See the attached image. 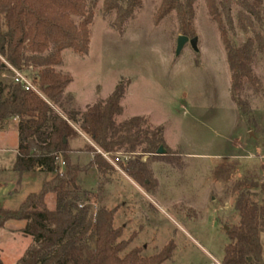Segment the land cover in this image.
<instances>
[{"label":"rangeland","instance_id":"obj_1","mask_svg":"<svg viewBox=\"0 0 264 264\" xmlns=\"http://www.w3.org/2000/svg\"><path fill=\"white\" fill-rule=\"evenodd\" d=\"M96 1L87 56L64 51L63 65L56 70L73 77L72 90L82 94V103L88 105L103 103L120 79H129L116 122L144 116L150 125L163 126L164 142L180 157L181 165L134 154L129 163L139 161L151 172L149 188L129 177V163L121 172L115 169L105 183L98 181L92 168L77 180L80 189L88 192L80 194L78 203L88 208L89 215L101 207L114 209L113 228L122 229L119 240H131L126 251L143 248L142 255L148 257L172 242V257L164 264H222L226 231L239 224L234 209L239 192L233 187L245 180L258 185L264 180V52L252 68L260 91L249 87L243 91L255 123L251 124L230 99L226 52L204 0L194 4L197 51L189 43L178 50L177 38L182 34L176 12L155 24L161 0H141L122 28L115 25V14L103 11V0ZM262 10L263 23L255 25V31L264 38V0ZM237 11L232 8L229 38L241 46L249 34L239 28ZM77 108L84 111L86 106ZM83 142L81 137L71 143L77 150L70 155L71 162L80 166L92 157L79 151ZM16 145L15 125L0 131V205L11 210L51 178L47 173L18 177L11 169ZM241 191H249L250 199L261 205L259 189L245 186ZM46 205L54 208V195L46 196ZM23 224L9 221L0 228V264H16L32 243L18 230ZM262 243L264 264V235Z\"/></svg>","mask_w":264,"mask_h":264},{"label":"trees","instance_id":"obj_2","mask_svg":"<svg viewBox=\"0 0 264 264\" xmlns=\"http://www.w3.org/2000/svg\"><path fill=\"white\" fill-rule=\"evenodd\" d=\"M204 1L226 52L230 99L241 117L255 124L243 91L245 87L255 92L261 89L252 68L257 55L264 52V38L255 31V25L263 23V0ZM195 2L161 0L155 24L176 12L181 34L189 39L195 37ZM96 3L0 0V58L16 70L29 72L44 97L0 78V129L12 119L18 121L17 149L11 169L18 177L36 169L51 175L38 193L28 194L16 209L0 205V228L9 221L24 222L21 233L32 239L16 264H164L172 257V242L148 257L142 255L143 248L126 251L131 240H119L122 229L113 228L115 210L101 207L89 215L88 208L78 203L80 194L88 195L77 184L81 174L94 168L98 181L105 183L115 172L99 152L163 157L170 165H181L180 157L164 142L163 126L150 125L144 116L116 122L122 114L120 103L130 85L129 79H120L103 103L87 105L84 111L66 92L72 78L56 68L63 65L64 51L87 56ZM140 5L141 0H103V11L115 14V25L122 28ZM233 7L238 8L239 28L249 34L241 46L234 45L229 38L233 31ZM5 71L7 68L0 60V75ZM81 137L84 142L79 151L92 156L84 166L72 163L70 158L77 151L71 143ZM160 147L163 155H157ZM58 159L63 163L62 169ZM126 172L138 185L151 186V172L145 164L130 162ZM245 186L259 189L263 196L261 205L250 199L249 191H241ZM233 191L239 192L234 205L239 224L226 231L228 244L223 250L222 264H259L263 253L264 180L259 185L249 180L238 182ZM49 194L55 198L53 209L46 205Z\"/></svg>","mask_w":264,"mask_h":264},{"label":"built area","instance_id":"obj_3","mask_svg":"<svg viewBox=\"0 0 264 264\" xmlns=\"http://www.w3.org/2000/svg\"><path fill=\"white\" fill-rule=\"evenodd\" d=\"M0 60L4 63L7 68V71L3 72L0 75L2 80H10L14 85H19L26 92H33L41 98H44L41 91L38 89V86L33 83L29 72L19 71L7 64L3 59ZM31 68H29V71ZM102 157L116 170L121 172L122 167L129 163V161L134 157V154H123V153H101ZM60 164L63 166V163L60 159ZM81 207V206H79Z\"/></svg>","mask_w":264,"mask_h":264},{"label":"crops","instance_id":"obj_4","mask_svg":"<svg viewBox=\"0 0 264 264\" xmlns=\"http://www.w3.org/2000/svg\"><path fill=\"white\" fill-rule=\"evenodd\" d=\"M227 62V61H226ZM68 72V71H67ZM69 73V72H68ZM71 78H72V82L69 84V86L67 87V89H66V92L67 93H70V94H72L73 95V97H74V99H75V101H76V103H77V105H79L81 108H84L85 106H87L88 104H84V103H82L83 102V100H84V97L82 96V94H80V93H78V92H74L73 90H72V84L74 83V79H73V77L71 76ZM130 86V85H129ZM129 88V87H128ZM128 90V89H127ZM127 92V91H126ZM17 123H18V121L16 120V119H12V120H10V121H8L4 126H3V128L2 129H0V131H3V132H5V131H8V129L10 128V126L12 127L13 125H15V129H16V137H17ZM16 149H17V145H16V148H15V155H16ZM74 153H72L71 155H73ZM78 154V153H77ZM185 156H189V155H185ZM14 160H15V158H14ZM14 160H13V162H14ZM12 162V163H13ZM58 162H60V159H58L57 160V163ZM12 163H11V166H12ZM60 168H61V166H59ZM29 173H44V172H40L38 169H36L35 171H31V172H26V173H24V174H29ZM4 208V207H3ZM21 222V221H20ZM24 223V222H23ZM23 226H24V224L18 229L19 231H21L22 230V228H23ZM26 237V236H25ZM30 245V244H29ZM28 245V246H29ZM27 246V247H28ZM27 249V248H26ZM25 249V250H26ZM25 250H24V252H25ZM24 254V253H23ZM22 257V256H21ZM21 257H19L18 259H20ZM18 259H17V261H18ZM16 261V262H17Z\"/></svg>","mask_w":264,"mask_h":264},{"label":"water","instance_id":"obj_5","mask_svg":"<svg viewBox=\"0 0 264 264\" xmlns=\"http://www.w3.org/2000/svg\"><path fill=\"white\" fill-rule=\"evenodd\" d=\"M186 43H189L191 45V47L197 51V39L195 37L189 39L186 36L180 35L177 38V48L178 50H180ZM164 151L163 148L160 147L157 151V155H163ZM259 264H263L261 261L259 262Z\"/></svg>","mask_w":264,"mask_h":264}]
</instances>
